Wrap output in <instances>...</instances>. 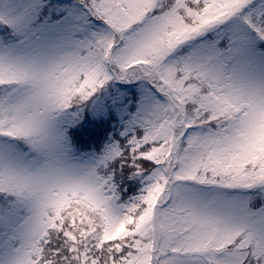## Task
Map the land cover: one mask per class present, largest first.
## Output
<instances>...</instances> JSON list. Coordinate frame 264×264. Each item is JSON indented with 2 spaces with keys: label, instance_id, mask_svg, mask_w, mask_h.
<instances>
[{
  "label": "snow or ice",
  "instance_id": "snow-or-ice-1",
  "mask_svg": "<svg viewBox=\"0 0 264 264\" xmlns=\"http://www.w3.org/2000/svg\"><path fill=\"white\" fill-rule=\"evenodd\" d=\"M0 264H264V0H0Z\"/></svg>",
  "mask_w": 264,
  "mask_h": 264
}]
</instances>
